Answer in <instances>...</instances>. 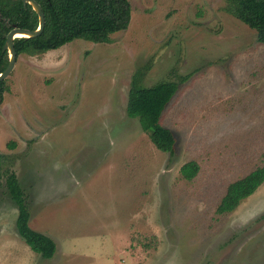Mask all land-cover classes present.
Returning <instances> with one entry per match:
<instances>
[{
    "label": "rangeland",
    "instance_id": "rangeland-1",
    "mask_svg": "<svg viewBox=\"0 0 264 264\" xmlns=\"http://www.w3.org/2000/svg\"><path fill=\"white\" fill-rule=\"evenodd\" d=\"M128 1L130 23L108 42L21 54L6 80L0 264H264V183L217 213L229 184L264 165V43L227 0ZM143 66L146 86L194 72L161 118L174 154L127 115ZM8 169L57 242L51 259L17 232Z\"/></svg>",
    "mask_w": 264,
    "mask_h": 264
},
{
    "label": "trees",
    "instance_id": "trees-1",
    "mask_svg": "<svg viewBox=\"0 0 264 264\" xmlns=\"http://www.w3.org/2000/svg\"><path fill=\"white\" fill-rule=\"evenodd\" d=\"M36 1L45 13V27L37 37L15 39L17 58L21 54L33 56L56 50L75 39L108 42L111 35L125 30L131 20V5L128 0ZM227 1L229 3L227 10L255 29L258 41L264 43V0ZM14 24L36 30L39 26V16L30 4L24 5L21 0L12 3H9V0H0V73L9 64V52L4 50V45ZM148 70L149 66H143L133 75L126 108L127 115L139 120L142 129L159 150L174 154L175 134L161 122V118L180 86L187 82L194 72L178 74L174 80L146 86L143 81ZM6 80L0 83V106L4 101V93L9 90ZM0 157H3V154L0 153ZM199 171L200 165L195 160L184 163L180 168L182 177L188 181L193 180ZM6 174L9 194L18 208L17 232L34 252L46 259L53 258L58 250L57 242L50 235L31 227V204L28 194L14 170L8 169ZM263 183L264 165L229 184L217 207V213L233 211Z\"/></svg>",
    "mask_w": 264,
    "mask_h": 264
},
{
    "label": "water",
    "instance_id": "water-1",
    "mask_svg": "<svg viewBox=\"0 0 264 264\" xmlns=\"http://www.w3.org/2000/svg\"><path fill=\"white\" fill-rule=\"evenodd\" d=\"M24 5L30 4L39 16V26L36 30H30L19 27L14 24L11 31L7 35L4 50L9 52V64L6 69L0 73V83L5 81L13 72L17 64V51L15 48V39L19 37H37L45 27L46 18L42 6L36 0H21Z\"/></svg>",
    "mask_w": 264,
    "mask_h": 264
},
{
    "label": "crops",
    "instance_id": "crops-1",
    "mask_svg": "<svg viewBox=\"0 0 264 264\" xmlns=\"http://www.w3.org/2000/svg\"><path fill=\"white\" fill-rule=\"evenodd\" d=\"M32 222H34V215H33V213H32V205H31V220H30V225H31V227H32ZM34 224H35V226H33L32 228L33 229H35V230H37V231H41L40 229H42V228H40V227H38L37 225H36V222H34ZM40 228V229H39ZM43 231V230H42ZM19 234V233H18ZM51 237H53L52 235H51ZM27 254V253H26ZM36 256H38V255H36Z\"/></svg>",
    "mask_w": 264,
    "mask_h": 264
}]
</instances>
